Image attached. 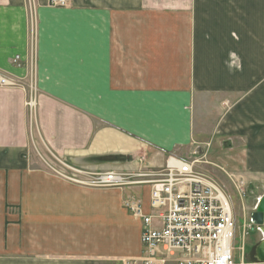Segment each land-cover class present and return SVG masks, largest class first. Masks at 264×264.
I'll return each instance as SVG.
<instances>
[{"label":"crops","instance_id":"0c3cea01","mask_svg":"<svg viewBox=\"0 0 264 264\" xmlns=\"http://www.w3.org/2000/svg\"><path fill=\"white\" fill-rule=\"evenodd\" d=\"M35 1L31 45L26 0H0V74L25 86L32 55L38 92L30 131L26 89L0 88V264H122L142 253L128 206L146 213L148 186L63 181L36 144L86 170L130 172L215 138L230 142L231 169L263 181L264 0Z\"/></svg>","mask_w":264,"mask_h":264},{"label":"built area","instance_id":"2783aa9c","mask_svg":"<svg viewBox=\"0 0 264 264\" xmlns=\"http://www.w3.org/2000/svg\"><path fill=\"white\" fill-rule=\"evenodd\" d=\"M31 15V45L35 37L36 1L26 0ZM65 0H50L49 6L63 7ZM12 62L17 64L19 57ZM33 56L30 61V83H27L28 94L26 110L30 125L35 111L36 88L32 84L34 77ZM23 87L15 79L0 74V87ZM209 143L195 147V152L201 150L204 156ZM47 170L66 182L88 188H126L132 186H148V210L144 213L139 202L128 206L132 214L142 222L140 242L141 257L124 264H236L234 262V245L240 236L241 245L239 264H255L245 262V239L249 231L264 239L260 226L251 220V215L257 209L260 198L257 197L254 212L250 215V222L244 219L239 233H237V219L233 199L218 184V182L197 170L198 159H183L177 156L167 158L161 170H149L139 173L119 171L89 172L73 169L63 159L44 158L40 156ZM57 162V163H56ZM57 164V165H56ZM79 173L76 176L70 171ZM82 175V176H81ZM234 184V183H233ZM237 195L243 199L241 186L234 184Z\"/></svg>","mask_w":264,"mask_h":264},{"label":"rangeland","instance_id":"374dc122","mask_svg":"<svg viewBox=\"0 0 264 264\" xmlns=\"http://www.w3.org/2000/svg\"><path fill=\"white\" fill-rule=\"evenodd\" d=\"M33 16L36 18V14H34ZM34 25H35V29H36V24H34ZM32 69L34 71V61H33ZM29 75H30V70H29ZM27 81H28L27 83H30L29 82L30 77H28ZM31 83L34 84L35 88H36L35 74H34V77H33V80ZM18 88H25L26 92L28 94L27 87L18 86ZM4 89H12V88L4 87ZM26 100H27V98H26ZM34 102H35V108L36 109L32 115V124L30 125V131H31V128L33 126L36 127V123H37V119H38V92H37V89H36V96H35ZM25 105H26V101H25ZM220 111L221 110H218L217 108H215L213 111L209 110V112H206V109H203V108L198 110L200 115L204 114L205 117L210 115V118H211V113H213L214 117H215L216 115L218 116ZM201 128H204L206 130H208V129L211 130L212 125H210V123L209 124H203V127L201 126ZM204 129H202V130H204ZM205 134L209 135L208 137L204 136L205 138H207V140L212 139L211 138L212 133L211 134L205 133ZM207 140L206 139L204 140V138H200L199 141H207ZM221 142H223L221 139L219 141H216L215 138H213L211 140V142L210 141L208 142L210 144L209 148H205V150H203L204 146H202L201 147L202 151L206 152L204 156L201 154V150H197V152H195L194 146L192 147V149L188 153L186 151L183 152V150L178 151L179 154H181V156H178L176 154L170 155V156H177V157L183 158V159H198L199 160V164H197V170L201 173H204V174L214 178L218 182V184L229 194V196L232 197L235 213L237 216L236 217L237 225H238L237 233H239L240 227L244 223L243 220L244 219L246 220V224H248L250 222V215L252 212H254V205H255L256 198L257 197L260 198V197L264 196V190L260 186L256 185L257 182H259L261 185H263L264 179H263V181L262 180L257 181L255 179L254 175L249 176V175H246L244 172H239L236 169L235 170L231 169V168H235V166L234 165L231 166L232 162L229 160V153L230 152L224 151ZM33 149H34V147H33ZM33 153L35 155H39V156H42L44 158H48V157L55 158L56 157L57 159L60 158V160H62V158L60 156L55 155V154L51 153L50 151L45 152V150L43 149L41 144H36V149L33 150ZM230 155L232 156V153ZM170 156H168V157H170ZM167 158L165 159V162H166ZM165 162H164V164H165ZM67 164L70 165L71 167H73V169L83 170L82 167H76L70 163H67ZM164 164L161 167H154L153 168V166H152V167H148V168H141L139 171H130L127 173H131V174L139 173V172L146 171L147 169L155 170V171L161 170L164 168ZM84 170H86V169H84ZM87 171L93 172L91 170H87ZM103 172H106V171H103ZM124 172H126V171H124ZM49 173H51V172H49ZM70 173H74V174H76V176H79V173H76L72 170L70 171ZM52 175L57 177L54 174H52ZM61 180H63V179H61ZM63 181H65V180H63ZM233 183L241 186L242 193H245V197H243V199L237 195ZM259 237L260 236L258 235V233L254 232V231H249V233L247 234V238L245 239V243H244L245 247H246L245 262L254 261V258H251L249 256L250 252L248 253V251H249V249L250 250L254 249L258 245ZM240 245H241L240 236H237V238L235 240V245H234V251H235L234 252V262L236 264H239L241 262V256L242 255H240V252H239ZM133 260H135V259H133ZM129 261H132V260H129ZM126 262H128V261H124L122 264H124Z\"/></svg>","mask_w":264,"mask_h":264},{"label":"water","instance_id":"95a60500","mask_svg":"<svg viewBox=\"0 0 264 264\" xmlns=\"http://www.w3.org/2000/svg\"><path fill=\"white\" fill-rule=\"evenodd\" d=\"M230 142L225 141L223 143V148H230ZM251 220L258 226H260L262 233L264 235V196L260 200L257 209L251 215ZM257 261L264 262V239L258 243L256 246L255 258Z\"/></svg>","mask_w":264,"mask_h":264},{"label":"flooded vegetation","instance_id":"af4514ba","mask_svg":"<svg viewBox=\"0 0 264 264\" xmlns=\"http://www.w3.org/2000/svg\"><path fill=\"white\" fill-rule=\"evenodd\" d=\"M250 252V254H249V256L251 257V258H255V252H256V247L254 248V249H249V251H248V253Z\"/></svg>","mask_w":264,"mask_h":264},{"label":"bare ground","instance_id":"6f19581e","mask_svg":"<svg viewBox=\"0 0 264 264\" xmlns=\"http://www.w3.org/2000/svg\"><path fill=\"white\" fill-rule=\"evenodd\" d=\"M252 262H254L255 264H264V262L257 261L256 259H254V261Z\"/></svg>","mask_w":264,"mask_h":264}]
</instances>
